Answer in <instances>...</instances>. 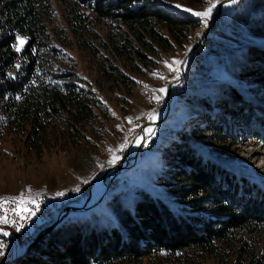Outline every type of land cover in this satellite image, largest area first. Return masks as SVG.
I'll return each mask as SVG.
<instances>
[{
    "label": "trees",
    "instance_id": "trees-1",
    "mask_svg": "<svg viewBox=\"0 0 264 264\" xmlns=\"http://www.w3.org/2000/svg\"><path fill=\"white\" fill-rule=\"evenodd\" d=\"M55 1L74 33L88 15L114 21L117 37L108 38L109 52L134 70H139L134 60L148 67L154 64L148 55L182 46L198 23L153 0ZM261 2V13L252 11L246 30L264 39ZM50 14V0H0V124L23 135L27 144L43 140L55 122L64 132L83 136L103 110L77 74L61 69L65 52L58 47L62 37L48 29ZM18 37L25 41L19 52ZM207 43L206 38L191 62ZM223 66L231 81L213 82L196 93V104L212 119L194 129L227 142L252 126V135L264 144V115L253 111L235 85L248 72L264 80V47L251 44L228 53ZM108 68L109 80L124 82L115 67ZM165 148L171 197L163 200L135 185L120 187L89 212L65 220L11 264H202L206 258L264 264V189L253 174L187 140ZM203 204L206 210L197 214Z\"/></svg>",
    "mask_w": 264,
    "mask_h": 264
},
{
    "label": "rangeland",
    "instance_id": "rangeland-1",
    "mask_svg": "<svg viewBox=\"0 0 264 264\" xmlns=\"http://www.w3.org/2000/svg\"><path fill=\"white\" fill-rule=\"evenodd\" d=\"M153 1L191 16L198 23L182 46L174 44L168 51L158 50L157 57L148 55L154 61V64L149 62L148 67L134 60L139 67L134 70L125 60L109 52L108 38L117 37L114 21L88 15L74 33L70 24L65 22L59 4L50 0L48 29L53 36L62 37V42H57L65 52L63 62L58 65L77 74L82 81L80 84L94 94L103 110L97 112V119L82 132L83 136L68 134L55 122L43 140L32 144L25 143L23 135L0 124V202L14 198L19 201L21 197L26 201L35 200L49 194H54V199L67 198L71 193L84 198L88 196L90 182L95 177L113 166L127 147L130 152L135 150L131 144L138 135L135 134L137 128L149 120H157L165 110V85L177 74L182 55L211 22L215 7L207 17L192 13L204 12L220 0H203L201 4L189 0ZM262 7L261 0L255 5L251 0H239L232 9H222L214 30L206 37L208 43L200 49L194 62L191 58L188 60L184 77L172 94L170 115L153 129L147 128L146 136L150 133L154 140L152 146H148L142 156L137 153L135 165L120 174L107 193L135 185L163 200L171 197L174 190L165 180L171 166L164 151L174 140H187L198 151L239 165L250 171L264 189V144L259 136L252 135V126H247L227 142L194 129L212 119L196 104V93L209 89L213 82L230 80L223 66L224 56L251 44L264 47V39L253 37L246 30L250 16L253 12L260 14ZM109 65L125 77L124 82H112L107 78L106 74L111 71ZM253 77V72L245 73L235 85L253 111L264 115V80H254ZM65 200L66 205L77 202ZM206 205L203 204L197 214L201 215ZM6 255L8 249L2 259ZM202 264L218 263L206 258Z\"/></svg>",
    "mask_w": 264,
    "mask_h": 264
},
{
    "label": "water",
    "instance_id": "water-1",
    "mask_svg": "<svg viewBox=\"0 0 264 264\" xmlns=\"http://www.w3.org/2000/svg\"><path fill=\"white\" fill-rule=\"evenodd\" d=\"M231 0H220L217 2L214 12L211 18V22L207 27L202 29L196 40L188 47V49L185 51V53L182 55L178 62V72L177 74L172 77L165 85V95H164V102H165V114L169 111V99L171 96V87L174 84L179 83L185 74V69H184V64L187 58H190L191 55L201 46V43L204 41V39L214 30L217 18L219 17L221 13V7L229 2ZM165 119V116L161 117L160 119L157 120H149L143 124H141L135 134L144 135V127L148 125H159L160 123L163 122ZM138 149L134 150L133 152L129 151V148L127 147L125 149L124 154L122 157L114 163L113 166L110 168H107L101 175L95 177L91 182H90V188L92 186L96 187L99 186L98 188V195L97 196H86L84 198H81L77 202L74 203H69L66 206H64L62 209H60L54 220L46 225H44L42 228H40L32 238H30L28 241H26L22 247V251L20 252L19 255H14L12 257L8 258V255H6L1 261L0 264H11L13 261L16 259L20 258L23 256L25 252H27L32 246H34L43 236L48 234L50 231L53 229L57 228L59 225H61L65 220L83 215L87 212H89L94 206H96L102 198L105 196L107 188L111 181L115 179L118 175L124 173L126 170L132 168L135 163H136V157H137V152ZM109 169H112L113 171L107 175V171ZM89 194V193H88Z\"/></svg>",
    "mask_w": 264,
    "mask_h": 264
},
{
    "label": "bare ground",
    "instance_id": "bare-ground-1",
    "mask_svg": "<svg viewBox=\"0 0 264 264\" xmlns=\"http://www.w3.org/2000/svg\"><path fill=\"white\" fill-rule=\"evenodd\" d=\"M239 0H231L227 3H225L222 7H221V11L222 9L226 6L223 11H228L230 9H232L234 7V5L238 2ZM188 60H190L189 58L186 59L185 61V64H184V69L186 70L187 66H188ZM178 84V83H177ZM177 84H174L172 87H171V96H170V99H169V111L165 114V110L163 111V113L158 117V119H160L161 117L165 116V119L170 115V108L172 106V101H173V97H172V94L175 92V87ZM174 91V92H173ZM163 120V121H164ZM155 125H148L145 127V132H144V135L141 136V135H137L135 139H133L132 141V144H131V148L133 149H138L139 146L141 145L143 139L146 137V130L147 128H152L154 127ZM153 141L152 140V143L151 145H148V146H152L153 144ZM147 146V147H148ZM146 147V149H147ZM138 155V154H137ZM138 156L136 157V160H137ZM113 170L110 169L107 171V175L110 174ZM119 177V175L113 179L112 183L109 185L107 191H109L110 189V186L113 185V182L117 180V178ZM99 186H92L91 188H89V194L90 196L94 197V196H97L98 194V188ZM106 191V193H107ZM41 197H44V196H41ZM40 198V197H38ZM83 198V197H82ZM37 199V198H36ZM35 199V200H36ZM56 199H72L74 201L77 200V196L76 194H71V195H68L67 198L65 197H58ZM9 200V199H8ZM34 200V201H35ZM7 200L5 201H2V202H6ZM17 202H19L18 200H16ZM66 202L67 200H65V206H66ZM69 203H74V202H68L67 204ZM61 201H54V204H50V210H49V213H44L41 217L37 218L34 222H33V225L32 226H29L28 228H24L20 231L19 233V239L17 238H14L12 233L14 231H16V224H12L8 221V218L6 217H0V261L2 260V256L6 253V249H8V258L9 257H12L14 255H19L20 252L22 251V247L24 245V243L26 241H28L30 238H32V236L34 235L35 231L37 230V227L38 226H41V225H46L50 222H52L57 214V212L59 211V209L61 208ZM80 216V215H79ZM6 220V222H5ZM40 229V227H39ZM5 233H7L5 235Z\"/></svg>",
    "mask_w": 264,
    "mask_h": 264
},
{
    "label": "built area",
    "instance_id": "built-area-1",
    "mask_svg": "<svg viewBox=\"0 0 264 264\" xmlns=\"http://www.w3.org/2000/svg\"><path fill=\"white\" fill-rule=\"evenodd\" d=\"M152 140L153 137L150 135V133L146 136L145 140L143 139L140 150L138 151L140 156L146 153V147L151 145ZM67 195L68 194H66V196ZM81 198L82 196H77V201ZM54 201H61V205L63 207L65 206V199H54V194H49L45 197L37 198L35 203L24 204L23 207H26L29 209V211L21 213L19 211L21 205L16 201V198L9 199L6 202H0V217H6L10 223L16 224V231H14L12 235L14 238L19 239L20 231L24 228L32 226L33 222L37 218L41 217L44 213H49L50 204H54Z\"/></svg>",
    "mask_w": 264,
    "mask_h": 264
},
{
    "label": "snow or ice",
    "instance_id": "snow-or-ice-1",
    "mask_svg": "<svg viewBox=\"0 0 264 264\" xmlns=\"http://www.w3.org/2000/svg\"><path fill=\"white\" fill-rule=\"evenodd\" d=\"M176 7H180V5H177ZM215 7V5H212V7H209L208 9H206L204 12H193L192 14L193 15H196V16H199V17H207L211 14V11H212V8ZM185 11H191L190 9H184ZM25 41L22 39V38H17V46H16V51L19 52L21 51V48L22 46L24 45ZM160 91H164V89H161ZM5 99H7V97H5ZM57 195H63V193H57ZM27 203H35L34 200H24L23 197L20 198L19 200V204L21 205V208H20V212H26V211H29V209H27L26 207H23L24 204H27ZM6 222V220H5ZM19 230V229H17ZM7 233H5L6 235Z\"/></svg>",
    "mask_w": 264,
    "mask_h": 264
},
{
    "label": "crops",
    "instance_id": "crops-1",
    "mask_svg": "<svg viewBox=\"0 0 264 264\" xmlns=\"http://www.w3.org/2000/svg\"><path fill=\"white\" fill-rule=\"evenodd\" d=\"M46 188H48V187H46Z\"/></svg>",
    "mask_w": 264,
    "mask_h": 264
}]
</instances>
